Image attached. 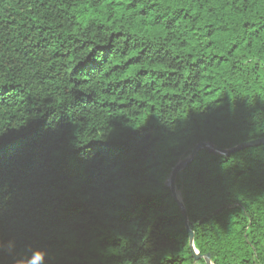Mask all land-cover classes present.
<instances>
[{"label":"trees","instance_id":"1","mask_svg":"<svg viewBox=\"0 0 264 264\" xmlns=\"http://www.w3.org/2000/svg\"><path fill=\"white\" fill-rule=\"evenodd\" d=\"M141 3L0 0V264L264 261V144L177 175L200 260L168 183L264 139V0Z\"/></svg>","mask_w":264,"mask_h":264},{"label":"clouds","instance_id":"2","mask_svg":"<svg viewBox=\"0 0 264 264\" xmlns=\"http://www.w3.org/2000/svg\"><path fill=\"white\" fill-rule=\"evenodd\" d=\"M154 2H155V0H144V3H141V4L139 5V7L136 9V11L139 12V9H140V8H144V7H146L147 5H149V4H151V3H154ZM161 3H163V0H161ZM212 6H213V7H219L218 5H212ZM9 7H13V5H10V4H5V5H4V8H9ZM171 7H172V8H178V7H182V5H179V4H172ZM241 7H243V5H241ZM255 7H257V8H264V5H257V6H255ZM163 10H168V6L165 5L164 8H163ZM154 15H155V13H153L152 16L147 17V19H148V20H151V19L153 18ZM169 15H171V12H169ZM261 15H264V12H262ZM137 19H140V17H138ZM243 19L252 20V21H257L256 27H259V26H260V24H259L260 16H257L255 12H251V13H249V14H248L247 16H245ZM210 22H211V18L208 17L207 13H205V18L201 21V23H210ZM185 23H187V22H185V21H181V22H180L181 30H182V26H183V24H185ZM129 30H130V31H135V29H129ZM252 30L255 31V29H252ZM73 31H75V30H73ZM151 31L159 32V33H161L162 35H167V33L165 32V29H164L163 25H162L160 28L152 29ZM241 31H243V30L241 29ZM140 34H141V35H144V33H140ZM260 38H261V40H264V32H262V33L260 34ZM206 43H207V40L202 41V44H206ZM169 47H171V45H169ZM88 51H91V49H89ZM185 51H187V50H185ZM86 55H87V52L82 53V54H81V58H83V57L86 56ZM130 55H131V56H135V55H137V53H136L135 51H133V52L130 53ZM124 59H127V57H125ZM256 59H259L260 62H261V64L264 65V54H262L260 57H257L254 51L251 52V53H249V55H248V60H249V61H251L252 63H255ZM122 62H123L122 60H116V63H122ZM144 67H147V65H144ZM158 67H163V66H162V65H158ZM108 70H109L108 68H105V69H104V71H108ZM187 71H188V69L185 68V69H184V72L187 73ZM135 72H136V69H135V68H132V69L129 70L124 76H117V75H114V76L112 77V79H113V80H116V79L123 80V79H125L126 76H129V77H130V76L135 75ZM6 83H8L7 80L0 79V84H6ZM129 228H130V229H134V228H135V223H131V224L129 225ZM116 234H117V237L121 240V242H122V243H121L122 246H123V245H126V243H127V239H128V238L125 236V234L122 233V232H119V231H117ZM0 246H2V242H0ZM107 251H108V254H112V255H121V254H122L121 251H120L119 249H113V248H111V247H110ZM261 264H264V261H262Z\"/></svg>","mask_w":264,"mask_h":264},{"label":"water","instance_id":"3","mask_svg":"<svg viewBox=\"0 0 264 264\" xmlns=\"http://www.w3.org/2000/svg\"><path fill=\"white\" fill-rule=\"evenodd\" d=\"M261 144H264V139H258V140H255V141L246 142V143L240 144L239 146H236L233 149L224 150V151L218 150L217 148H215V147H213L211 145H208V144H199L194 149V151H193V153H192L190 158H188L187 160L179 163L173 169V171L171 173V176L169 178V181H168L169 187L171 188V191H172V194H173L174 198L179 203L180 209H181V211L183 213V216H184V218L186 220V229L190 233L191 249H192V251H193V253L195 255L196 260H200L203 257L201 255H199V252L194 247V234L190 231V227H189V223H188V214H187V211L185 209V206H184L183 202L179 200L178 195H177V191H176L177 175L179 174V172H181L187 166L188 163H190L195 158L196 154L201 149L205 148V149H208V150L213 151V152H218V153H222V154H230V153H233V152H236V151H240V150L248 148V147L257 146V145H261ZM204 258H205L206 264H212L211 256L209 254L207 256H205Z\"/></svg>","mask_w":264,"mask_h":264},{"label":"rangeland","instance_id":"4","mask_svg":"<svg viewBox=\"0 0 264 264\" xmlns=\"http://www.w3.org/2000/svg\"><path fill=\"white\" fill-rule=\"evenodd\" d=\"M178 194H179V192H178Z\"/></svg>","mask_w":264,"mask_h":264}]
</instances>
